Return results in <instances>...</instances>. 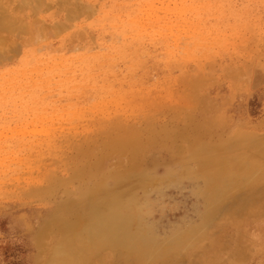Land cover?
Segmentation results:
<instances>
[{
    "label": "rangeland",
    "instance_id": "rangeland-1",
    "mask_svg": "<svg viewBox=\"0 0 264 264\" xmlns=\"http://www.w3.org/2000/svg\"><path fill=\"white\" fill-rule=\"evenodd\" d=\"M35 1L0 0V11L12 3L13 11L0 16L7 30L14 27L0 32V264H38L34 237L52 204L33 195V182L44 166L65 167H52L63 156L54 157L48 141L82 135L105 117L158 126L183 122L177 112L199 119L203 110L220 117L225 133L261 140L250 149L242 144L245 151L264 147V0ZM194 103L199 109L191 111ZM145 150L139 164L154 180L146 195L134 192L149 211L144 222L157 245L189 226L200 239L173 264H203V250L220 233L218 244L228 249L221 264H264V184L252 188L256 175L230 189L204 221L202 180L166 176L177 158L167 147ZM111 157L100 161L105 172L118 164ZM252 204L263 210L256 222L230 224Z\"/></svg>",
    "mask_w": 264,
    "mask_h": 264
},
{
    "label": "bare ground",
    "instance_id": "bare-ground-1",
    "mask_svg": "<svg viewBox=\"0 0 264 264\" xmlns=\"http://www.w3.org/2000/svg\"><path fill=\"white\" fill-rule=\"evenodd\" d=\"M37 1L39 0L35 2ZM9 5H6L0 14L13 11ZM20 7L23 9V4ZM1 18L0 16L3 23L0 22V27L3 28L0 32L7 27V23L4 24ZM70 19L68 20L71 21ZM10 26L11 24L8 26L11 31L5 28V33H12L14 27ZM0 44L6 45L3 40ZM8 44L11 47V44L15 43ZM6 54H3L4 58ZM190 108L191 111L199 109L197 103L190 104L188 109ZM201 113L205 116L190 119L177 112V116L183 117V122L165 121L157 126L155 120L148 119L140 127H135L117 116L105 117L93 127L90 126L82 135L62 138L57 142L48 141L46 147L54 153V157L63 156L59 161L53 160L52 167H57L59 162H64L65 167L54 170L44 166L33 182V195L45 198V202L52 204L46 214L44 226L34 237L39 249L37 263L144 264L148 261L151 264H173L178 253L190 250L192 246L197 248V241L200 239L193 238V233L198 232L193 227H187L184 232L175 230L171 236L173 239L161 248L157 245L159 241L152 225L144 222L149 211L140 203L141 200L134 191L139 189L145 194L148 180H154L153 174L139 164V156L146 148L167 147L173 156L171 158H177L175 162L172 159L174 168L165 167L166 176L180 174L182 179H188V176L194 175L202 180L198 192L205 198L202 212L204 221L234 186L243 185L254 175L256 178L252 182V188L264 184L260 182L264 180V144L261 149L256 147L254 153L241 147L246 144L250 149L249 144L258 146L262 143L261 140L245 136L244 133H225L223 128L226 126L223 127L219 122L220 117L203 110ZM111 156L117 157L118 164H112L114 168L105 172L100 167V161ZM123 159L127 162L124 163ZM58 171H64L66 175L63 176ZM108 179L112 184L109 187ZM247 206V216L242 221L237 218L230 219L231 225L237 226L241 222L251 220L256 222L255 219L263 214V210L257 205ZM217 239L210 248L203 250V264H217V259L218 264H221L222 253L228 252L227 247L218 244ZM186 243L190 245L187 246ZM239 246L236 250L232 247L234 254Z\"/></svg>",
    "mask_w": 264,
    "mask_h": 264
}]
</instances>
